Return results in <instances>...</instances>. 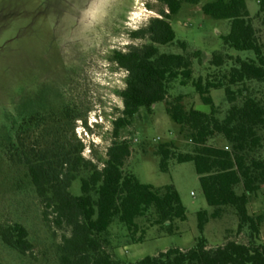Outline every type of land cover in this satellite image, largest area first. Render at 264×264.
<instances>
[{
  "label": "rangeland",
  "instance_id": "rangeland-1",
  "mask_svg": "<svg viewBox=\"0 0 264 264\" xmlns=\"http://www.w3.org/2000/svg\"><path fill=\"white\" fill-rule=\"evenodd\" d=\"M214 0L199 5L184 4L171 24L177 42L160 46L161 53L182 54L192 58L193 75L187 86L180 79L171 83L165 102L151 109H141L132 125L121 132L130 142L132 154L124 166L125 174H134L142 184L161 188L174 185L187 210L186 221H176V233L167 235L152 225L153 214L137 220L134 238L117 219L103 236V246L120 264H137L149 256L170 249L188 251L203 236L209 249L234 241L249 244L251 230L239 231L234 209L225 208L212 218L214 209L207 204L199 176L192 162L179 164L177 155L194 154L196 146L187 129L169 118L167 104L179 96L187 110L210 113L194 88L199 79L223 83L210 95L223 121L233 106L241 107L246 99L255 100L264 110V84L247 81L229 84L236 58L254 59L253 52H239L225 46L222 36L230 33V22L215 20L202 11ZM257 37L264 51V13L259 0H246ZM163 6L157 0H0V225L17 222L29 231L33 250L21 255L0 240L2 264H63L60 245L69 229L58 228L44 215V204L37 196L26 169L16 163L17 147L75 150L83 145V157L100 169L112 145L113 122L121 116V91L127 73L111 58L115 51H127L150 44L148 39L135 40L131 34L146 28L160 17ZM187 48H181L180 43ZM196 52L199 57L194 56ZM221 55L224 64H213ZM229 88L235 101L226 94ZM258 134L261 145L252 154L264 161V126ZM171 143L175 158L168 172L160 170L157 155L161 144ZM208 145L231 150L221 133H215ZM82 177L84 176L81 175ZM238 193L243 192L238 187ZM81 194L80 179L71 188ZM254 216L264 215V184L251 195L248 206ZM208 212L203 235L198 229V213ZM144 237L142 242H136ZM257 245L264 246V219Z\"/></svg>",
  "mask_w": 264,
  "mask_h": 264
},
{
  "label": "trees",
  "instance_id": "trees-1",
  "mask_svg": "<svg viewBox=\"0 0 264 264\" xmlns=\"http://www.w3.org/2000/svg\"><path fill=\"white\" fill-rule=\"evenodd\" d=\"M157 1L163 6L160 17L131 34L133 39H148L150 44L115 51L111 58L127 76L126 87L120 93L123 110L113 122L114 141L107 151L103 168L83 157L82 144L75 150H38L24 144L17 147L16 163L26 169L44 204L45 218L49 220L53 216L52 222L58 228L69 229L70 235H64L60 245L63 264H120L105 250L102 241L116 219L127 228L132 238L139 229L137 220L150 213L153 214L152 225L167 235L176 233V221L187 219L186 207L174 185L156 188L142 184L134 174H125L123 170L132 150L130 142L121 138V132L132 125L141 109H151L165 102L171 83L180 79V84L187 86L192 80V58L161 53L159 47L177 42L171 21L183 5H199L203 0ZM259 4L260 12L264 13V0H259ZM202 11L215 20L230 22V33L221 37L226 47L254 53V59L236 58L229 84L247 81L264 84L263 46L246 0H214L206 3ZM180 46L184 50L187 48L184 42ZM194 56L199 57L200 53L196 52ZM213 64L221 67L223 57L215 55ZM193 86L211 112L187 110L182 96L167 104L166 112L171 121L187 129L196 146L194 154L177 155V162L194 163L207 204L214 209L212 218H217L225 208L234 209L239 219V231L248 227L252 239L249 244L231 241L225 246L209 249L207 240L201 236L188 251L170 249L158 256L146 257L137 264H264V246L255 242L264 215L254 217L248 209L251 195L264 184V161L252 154L261 145L258 131L264 126V110L249 98L241 107L233 106L220 121L210 90L222 88L223 83H203L199 79ZM226 94L233 103L235 98L229 88ZM215 133L223 135L231 150L208 145ZM173 148L171 143L161 144L158 148L163 173L168 172V163L175 158ZM78 179L81 194L75 196L71 188ZM240 186L243 189L241 194L237 191ZM208 222V212L200 211L198 229L202 235ZM29 236L28 229L21 223L0 225L1 242L21 255L29 254L34 248ZM143 238L136 242H142Z\"/></svg>",
  "mask_w": 264,
  "mask_h": 264
},
{
  "label": "crops",
  "instance_id": "crops-1",
  "mask_svg": "<svg viewBox=\"0 0 264 264\" xmlns=\"http://www.w3.org/2000/svg\"><path fill=\"white\" fill-rule=\"evenodd\" d=\"M250 12V11H249ZM251 15V14H250Z\"/></svg>",
  "mask_w": 264,
  "mask_h": 264
}]
</instances>
